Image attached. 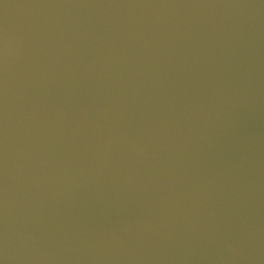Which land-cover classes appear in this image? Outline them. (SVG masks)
Wrapping results in <instances>:
<instances>
[{
  "label": "water",
  "instance_id": "obj_1",
  "mask_svg": "<svg viewBox=\"0 0 264 264\" xmlns=\"http://www.w3.org/2000/svg\"><path fill=\"white\" fill-rule=\"evenodd\" d=\"M264 144V0H0V262L168 264Z\"/></svg>",
  "mask_w": 264,
  "mask_h": 264
},
{
  "label": "snow or ice",
  "instance_id": "obj_2",
  "mask_svg": "<svg viewBox=\"0 0 264 264\" xmlns=\"http://www.w3.org/2000/svg\"><path fill=\"white\" fill-rule=\"evenodd\" d=\"M0 264H2V262H0Z\"/></svg>",
  "mask_w": 264,
  "mask_h": 264
}]
</instances>
